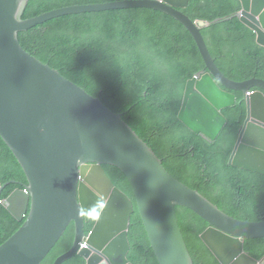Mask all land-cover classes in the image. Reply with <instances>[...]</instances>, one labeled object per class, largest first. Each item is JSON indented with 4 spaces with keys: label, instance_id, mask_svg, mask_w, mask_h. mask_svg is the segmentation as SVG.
<instances>
[{
    "label": "water",
    "instance_id": "1",
    "mask_svg": "<svg viewBox=\"0 0 264 264\" xmlns=\"http://www.w3.org/2000/svg\"><path fill=\"white\" fill-rule=\"evenodd\" d=\"M240 1L239 18L257 33V42L264 47V0ZM29 2L0 0V136L28 179L23 189L2 201L24 224L0 246V264H42L72 223L76 224L75 245L55 264L77 255L87 264H132L128 231L134 202L115 186L104 164L121 169L131 183L159 264H195L177 216L178 205L209 222L201 238L221 264H264V256L257 259L245 250L247 238L264 237V221L237 219L171 175L122 112H113L28 53L19 33L80 13L153 8L172 16L192 35L207 66L188 82L180 119L194 132L215 140L228 122L223 110L237 103L231 91L242 92L239 104L245 102L248 113L231 163L262 174L264 80L237 82L224 75L201 32L211 23L194 22L181 11L191 0L77 5L23 20ZM254 88L259 90L252 92ZM12 183L17 182L2 185L0 181V195ZM96 215L86 240L85 225Z\"/></svg>",
    "mask_w": 264,
    "mask_h": 264
},
{
    "label": "trees",
    "instance_id": "2",
    "mask_svg": "<svg viewBox=\"0 0 264 264\" xmlns=\"http://www.w3.org/2000/svg\"><path fill=\"white\" fill-rule=\"evenodd\" d=\"M124 0H31L23 19L76 5ZM240 0H191L182 10L193 21L212 24L202 29L210 53L230 79L264 80V48L256 33L238 17ZM22 47L58 70L69 80L100 98L125 118L163 159L168 171L200 190L222 210L246 220H264V175L229 163L247 108L237 104L223 110L228 123L214 141L188 128L179 118L189 80L206 70L196 41L169 15L150 9H129L74 14L53 19L19 33ZM114 183L135 196L126 175L116 166L104 165ZM0 180L7 186L0 201L28 183L12 151L0 136ZM178 218L195 264H221L201 238L209 222L192 210L177 206ZM128 258L133 264H159L138 206L131 218ZM24 224L0 202V246ZM94 221L86 225L89 233ZM76 240L73 223L42 264H55ZM252 256H264V237L247 239ZM65 264H86L76 256Z\"/></svg>",
    "mask_w": 264,
    "mask_h": 264
},
{
    "label": "clouds",
    "instance_id": "3",
    "mask_svg": "<svg viewBox=\"0 0 264 264\" xmlns=\"http://www.w3.org/2000/svg\"><path fill=\"white\" fill-rule=\"evenodd\" d=\"M31 1V0H30ZM115 2V1H114ZM30 3V2H29ZM110 3V2H109ZM191 3V2H190ZM98 4H102V3H98ZM29 5V4H28ZM90 5V4H89ZM190 5V4H189ZM77 6V5H76ZM28 7V6H27ZM66 8V7H65ZM27 9V8H26ZM131 9H142V8H131ZM187 9V8H186ZM242 9H243V6H242ZM58 10V9H57ZM121 10H129V9H121ZM150 10H154V11H157V12H161V13H163V14H165V15H168V14H166V13H164V12H162V11H160V10H157V9H153V8H151ZM182 10H184V9H182ZM181 10V11H182ZM26 11V10H25ZM112 11H117V10H112ZM242 11V10H241ZM106 12V11H105ZM183 12V11H182ZM184 13V12H183ZM241 13V12H240ZM239 13V14H240ZM80 14H82V13H80ZM185 14V13H184ZM170 16V15H169ZM188 16V15H187ZM38 17V16H37ZM172 17V16H171ZM239 17V16H238ZM173 18V17H172ZM175 19V18H174ZM191 19V18H190ZM176 20V19H175ZM192 20V19H191ZM51 21V20H50ZM197 21H200V20H197ZM206 21V20H205ZM179 22V21H178ZM194 22H196V21H194ZM181 23V22H180ZM218 23V22H217ZM243 24H245L244 22H242ZM45 24V23H44ZM212 24H216V23H211V25ZM246 25V24H245ZM247 26V25H246ZM210 27V26H209ZM247 27H249V26H247ZM208 28V27H207ZM250 28V27H249ZM251 29V28H250ZM254 31V30H253ZM26 32V31H25ZM201 32H202V30H201ZM255 32V31H254ZM256 33V32H255ZM256 35H257V33H256ZM256 41H257V39H256ZM21 43V42H20ZM207 44V43H206ZM257 44H258V42H257ZM259 46H261L260 44H258ZM208 46V45H207ZM261 47H263V46H261ZM264 48V47H263ZM210 51V50H209ZM212 55V54H211ZM202 56V55H201ZM213 57V56H212ZM203 58V57H202ZM42 62V61H41ZM45 64V63H44ZM46 65H48V64H46ZM50 66V65H49ZM51 67V66H50ZM56 70V69H55ZM206 70H207V66H206ZM205 70V71H206ZM58 71V70H57ZM202 73V72H201ZM61 74V73H60ZM200 74V73H199ZM62 75V74H61ZM198 75V74H197ZM196 75V76H197ZM225 75V74H224ZM62 76H64V75H62ZM195 76V77H196ZM65 77V76H64ZM66 78V77H65ZM68 79V78H67ZM253 79H255V78H253ZM256 79H259V78H256ZM192 80V79H191ZM232 80V79H231ZM250 80V79H249ZM263 80V79H262ZM71 81V80H70ZM190 81V80H189ZM188 81V82H189ZM235 81V80H234ZM73 82V81H72ZM237 82H239V81H237ZM243 82V81H242ZM74 83V82H73ZM74 84H76V83H74ZM188 84V83H187ZM77 85V84H76ZM78 86V85H77ZM80 87V86H79ZM81 88V87H80ZM186 88H187V86H186ZM81 89H83V88H81ZM225 89V88H224ZM84 90V89H83ZM257 90H259L258 88H254V89H252V92H254V91H257ZM85 91V90H84ZM87 94H89L87 91H85ZM185 92H186V90H185ZM232 93L233 92H235V91H231ZM240 93H242V92H240ZM243 94V93H242ZM90 95V94H89ZM236 95V94H235ZM90 96H92V95H90ZM237 96V95H236ZM92 97H94V96H92ZM184 97H185V95H184ZM94 98H97V97H94ZM97 99H100V98H97ZM101 100V99H100ZM238 100V99H237ZM242 100H243V98H242ZM183 101H184V99H183ZM101 102L104 104V102L101 100ZM241 102V101H240ZM239 103V102H238ZM242 103H244L245 105H246V103L245 102H242ZM237 104V103H236ZM105 105V104H104ZM183 105V104H182ZM241 105V104H240ZM106 107H108L110 110H112L113 112H117V111H114L113 109H111L109 106H107V105H105ZM234 107V106H233ZM182 108V107H181ZM229 108H231V107H229ZM247 108V107H246ZM228 109V108H227ZM225 110V109H224ZM181 111V110H180ZM123 113V119L133 128V130L140 136V138L142 139V140H144L142 137H141V135L138 133V131L129 123V121L125 118V114L127 113V112H122ZM224 113V112H223ZM247 113H248V110H247ZM226 116V115H225ZM227 117V116H226ZM180 118V117H179ZM246 118H247V116H246ZM181 120V119H180ZM246 120V119H245ZM182 121V120H181ZM228 123V122H227ZM243 124H244V122H243ZM243 124H242V126H243ZM186 125V124H185ZM187 126V125H186ZM226 126V125H225ZM188 127V126H187ZM189 128V127H188ZM191 129V128H190ZM224 129V128H223ZM222 129V130H223ZM241 129H242V127H241ZM192 130V129H191ZM193 131V130H192ZM241 131V130H240ZM222 132V131H221ZM196 133V132H195ZM197 134H200V133H197ZM202 134V133H201ZM220 135V134H219ZM240 135V134H239ZM205 136V135H204ZM206 137V136H205ZM218 138V137H217ZM216 138V139H217ZM208 139H210V138H208ZM215 139V140H216ZM210 140H212V141H214L213 139H210ZM238 140H239V137H238V139H237V142H236V144H235V147H234V150H235V148H236V145H237V143H238ZM148 145H149V143L146 141V140H144ZM5 142V141H4ZM263 144H264V142H263ZM7 145V144H6ZM150 146V145H149ZM150 147H152V146H150ZM153 148V147H152ZM10 149V148H9ZM154 149V148H153ZM234 150H233V152H232V156H233V153H234ZM155 151V150H154ZM156 152V151H155ZM157 153V152H156ZM263 154H264V152H263ZM158 155V154H157ZM159 156V155H158ZM232 156L230 157V160H229V163L230 164H232L231 163V158H232ZM160 157V156H159ZM16 158V157H15ZM161 158V157H160ZM162 159V158H161ZM162 161H163V159H162ZM20 164V163H19ZM163 164H164V161H163ZM104 165H111V164H104ZM104 165H103V167H104ZM232 165H234V164H232ZM112 166H115V165H112ZM164 166H165V164H164ZM234 166H236V165H234ZM236 167H239V166H236ZM165 168H166V166H165ZM239 168H242V167H239ZM104 169H105V167H104ZM167 169V168H166ZM242 169H245V168H242ZM168 170V169H167ZM246 170H249V169H246ZM105 171H106V169H105ZM249 171H252V170H249ZM107 172V171H106ZM123 172V171H122ZM252 172H256V171H252ZM124 173V172H123ZM256 173H259V172H256ZM107 174H108V172H107ZM259 174H262V173H259ZM26 175V174H25ZM109 175V174H108ZM173 175V174H172ZM262 175H264V174H262ZM174 176V175H173ZM27 177V176H26ZM109 177H110V175H109ZM175 177V176H174ZM176 178V177H175ZM110 179L112 180V178L110 177ZM178 179V178H177ZM28 180V179H27ZM178 180H180V179H178ZM1 181V180H0ZM113 181V180H112ZM129 181V180H128ZM181 181V180H180ZM12 182V181H11ZM16 182V181H15ZM181 182H183V181H181ZM2 183V182H1ZM8 183V182H7ZM6 183V184H7ZM113 183H114V181H113ZM130 183V182H129ZM184 183V182H183ZM5 184V185H6ZM12 184H16V183H12ZM28 184V183H27ZM26 184V185H27ZM115 184V183H114ZM184 184H186V183H184ZM10 185V184H9ZM8 185V186H9ZM130 185H131V183H130ZM186 185H188V184H186ZM25 186V185H24ZM23 186V187H24ZM115 186H117L116 184H115ZM189 186V185H188ZM7 187V186H6ZM118 187V186H117ZM131 187H132V185H131ZM189 187H191V186H189ZM118 188H120V187H118ZM192 189H196V188H193V187H191ZM23 189V188H22ZM121 189V188H120ZM17 190V189H16ZM122 190V189H121ZM132 190H133V188H132ZM196 190H198V189H196ZM122 191H124V190H122ZM199 192H200V194H202V195H204L200 190H198ZM125 192V191H124ZM126 193V192H125ZM133 193H134V191H133ZM126 194H128V193H126ZM1 196V195H0ZM128 196L133 200V202H134V211H135V202H136V204H137V206H138V203H137V199H136V197H135V200L128 194ZM134 196H135V194H134ZM205 197H207L206 195H204ZM208 198V197H207ZM210 201H212L210 198H208ZM6 200V199H5ZM4 201V200H3ZM1 203H2V201H0ZM213 202V201H212ZM214 203V202H213ZM215 205H217L220 209H222L218 204H216V203H214ZM2 205H3V203H2ZM103 206V205H102ZM102 206L99 208V210H102ZM178 206H182V205H178ZM184 207H186V206H184ZM186 208H188V207H186ZM138 209H139V206H138ZM188 209H190V208H188ZM190 210H192V209H190ZM176 211H177V207H176ZM193 211V210H192ZM224 211V210H223ZM139 212H140V210H139ZM193 212H195V211H193ZM225 212V211H224ZM196 213V212H195ZM227 213V212H226ZM227 214H229V213H227ZM98 215V214H97ZM95 216V218L92 220V222L94 221V227H95V224H96V221H97V217L98 216ZM133 215V214H132ZM140 215H141V213H140ZM199 215V214H198ZM229 215H232V214H229ZM177 216H178V212H177ZM233 217H235V218H237V219H240V220H243V221H251V222H259V221H264V220H246V219H241V218H238V217H236V216H234V215H232ZM132 218V217H131ZM141 218H142V216H141ZM179 219V218H178ZM132 221V220H131ZM131 221H130V227H129V231H128V237H129V232H130V228H131ZM142 221H143V219H142ZM91 223V222H90ZM90 223H87V224H90ZM73 224V223H72ZM86 224V225H87ZM143 224H144V221H143ZM86 225H85V233H86V240L88 239V236L90 235V233L93 231V229H94V227H93V229L89 232V233H87L86 232ZM75 226H76V224H75ZM144 226H145V224H144ZM181 226V225H180ZM70 228V227H69ZM182 228V227H181ZM208 228V227H207ZM145 229H146V227H145ZM146 231H147V229H146ZM183 231V230H182ZM204 232V231H203ZM184 233V232H183ZM147 234H148V232H147ZM185 236V235H184ZM148 237H149V235H148ZM257 238H262V237H257ZM247 239H255V238H247ZM246 239V240H247ZM245 240V241H246ZM61 241V240H60ZM129 241H130V239H129ZM149 241H150V239H149ZM86 242V241H85ZM131 244V243H130ZM58 245V244H57ZM75 245V244H74ZM74 247V246H73ZM85 247H87V244L85 243V244H83L82 245V247H81V250L82 249H84ZM189 247V246H188ZM152 248V247H151ZM210 248V247H209ZM55 249V248H54ZM211 249V248H210ZM153 250V249H152ZM190 250V249H189ZM245 250H246V248H245ZM131 251V250H130ZM154 251V250H153ZM69 252V251H68ZM67 252V253H68ZM248 252V251H247ZM130 253V252H129ZM191 253V252H190ZM214 253V252H213ZM249 253V252H248ZM66 254V253H65ZM154 254H155V252H154ZM129 255V254H128ZM251 255V254H250ZM78 256V255H77ZM156 256V255H155ZM80 257V256H79ZM254 257V256H253ZM81 258H83V257H81ZM157 258V257H156ZM254 258H256V257H254ZM74 259V258H73ZM84 259V258H83ZM129 259V258H128ZM257 259H259V258H257ZM261 259V258H260ZM85 261H86V259H84ZM219 260V259H218ZM130 261V260H129ZM86 264H87V261H86ZM133 264V263H132Z\"/></svg>",
    "mask_w": 264,
    "mask_h": 264
},
{
    "label": "bare ground",
    "instance_id": "4",
    "mask_svg": "<svg viewBox=\"0 0 264 264\" xmlns=\"http://www.w3.org/2000/svg\"><path fill=\"white\" fill-rule=\"evenodd\" d=\"M124 1H127V0H124ZM71 7V6H70ZM146 9H150V8H146ZM23 18V17H22ZM35 18V17H34ZM31 19H33V18H31ZM23 20H29V19H23ZM89 168L90 167H85V171H87V170H89ZM169 172V171H168ZM170 173V172H169ZM171 174V173H170ZM172 175V174H171ZM96 191H98V190H96Z\"/></svg>",
    "mask_w": 264,
    "mask_h": 264
}]
</instances>
